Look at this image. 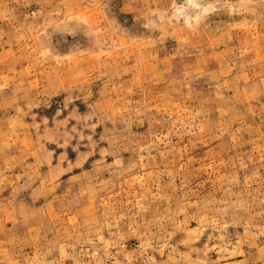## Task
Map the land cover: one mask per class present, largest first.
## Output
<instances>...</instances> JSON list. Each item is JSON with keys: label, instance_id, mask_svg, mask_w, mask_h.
<instances>
[{"label": "rangeland", "instance_id": "rangeland-1", "mask_svg": "<svg viewBox=\"0 0 264 264\" xmlns=\"http://www.w3.org/2000/svg\"><path fill=\"white\" fill-rule=\"evenodd\" d=\"M0 264H264V0H0Z\"/></svg>", "mask_w": 264, "mask_h": 264}]
</instances>
